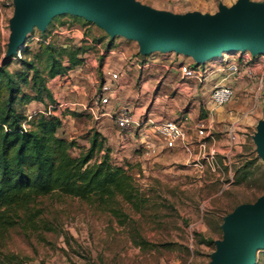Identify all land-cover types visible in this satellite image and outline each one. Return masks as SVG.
I'll return each instance as SVG.
<instances>
[{
	"label": "rangeland",
	"instance_id": "1",
	"mask_svg": "<svg viewBox=\"0 0 264 264\" xmlns=\"http://www.w3.org/2000/svg\"><path fill=\"white\" fill-rule=\"evenodd\" d=\"M17 1L0 0V65L7 60L9 69H17L21 48L27 47L31 53L40 51L37 66L51 96L42 91L41 100L23 104L26 119L49 109L61 119L62 115H70L74 129L67 138L74 139L80 147L88 146L92 132L98 131L97 117L89 113H100L98 94L102 85L112 83L113 72L118 74L113 83L119 79L125 61L135 56H154L166 64L176 63L178 69L182 63L201 68L204 65V61L196 62L192 54L175 50L154 49L143 55L138 38L120 32L112 34L93 17L69 9L52 13L43 23L32 24L14 49L12 20ZM135 1L173 15L214 16L238 0ZM48 42L65 49L60 57L66 65L68 49H84L77 53L83 62L65 74L48 78L42 55L43 44ZM261 54L246 47L222 51L206 60L207 64L220 60L215 64L219 63L224 72L217 85L233 90L230 100L215 105L223 109L218 122L214 119L217 126L212 128L214 140L222 141L218 146L213 147L212 140L206 138L205 148L196 160L175 162L170 159L171 149L163 159L153 160L149 155L141 157L146 150L142 147L132 146L125 155L119 154V149L115 150L98 131L105 137L112 160L127 164L144 202L136 208L120 201L117 206L121 213L117 216L97 203L54 193L41 196L34 203L33 210L39 211L36 218L32 222L21 220L0 240V264H212L219 243L225 239L228 216L254 206L264 197V152L260 149L264 82L259 85L258 75ZM31 84L29 70L28 82L20 83L21 93L36 95ZM137 89V83H133L130 91L120 95L123 101L119 105L114 107L112 101L113 111L137 108ZM57 133L63 136L61 126ZM231 134L235 139L230 138ZM78 150L72 148V153ZM252 264H264V245L256 246Z\"/></svg>",
	"mask_w": 264,
	"mask_h": 264
},
{
	"label": "trees",
	"instance_id": "2",
	"mask_svg": "<svg viewBox=\"0 0 264 264\" xmlns=\"http://www.w3.org/2000/svg\"><path fill=\"white\" fill-rule=\"evenodd\" d=\"M63 51L50 42L43 44L48 78L83 62L77 53L84 49H68V65L60 57ZM21 53L19 68L9 69L7 60L0 65V240L21 220L32 222L39 212L33 210L36 200L53 193L103 205L117 216L120 201L138 208L145 199L133 175L127 164L112 160L98 131L92 132L88 146L80 147L74 139L58 135L61 116L42 111L26 119L23 104L41 100L42 91L51 94L37 66L40 51L23 47ZM29 70L33 97L20 89L21 82H28ZM75 147L77 154L72 153Z\"/></svg>",
	"mask_w": 264,
	"mask_h": 264
},
{
	"label": "water",
	"instance_id": "3",
	"mask_svg": "<svg viewBox=\"0 0 264 264\" xmlns=\"http://www.w3.org/2000/svg\"><path fill=\"white\" fill-rule=\"evenodd\" d=\"M62 9L93 17L112 34L120 32L138 38L145 53L175 50L192 54L196 62L246 47L264 53V3L249 0H238L214 16L158 12L135 0H18L12 20L13 48L21 44L32 24L43 23ZM260 149L264 152V124ZM257 245H264V197L254 206L228 216L225 239L219 243L212 264H252Z\"/></svg>",
	"mask_w": 264,
	"mask_h": 264
},
{
	"label": "crops",
	"instance_id": "4",
	"mask_svg": "<svg viewBox=\"0 0 264 264\" xmlns=\"http://www.w3.org/2000/svg\"><path fill=\"white\" fill-rule=\"evenodd\" d=\"M139 49L141 50V47ZM147 53L142 51L143 55ZM206 60L202 68L206 69L207 75L200 79L184 77L180 69L176 67V63L172 65L170 61L166 64L167 61L154 58V56L132 57L128 62H124L126 66L122 67L120 77L115 81L116 92L110 97L109 103L101 105L100 113L97 115L93 112L89 113L88 110L87 112L93 114L92 118L97 117L96 129L106 137L107 143L115 146V150L119 149L121 155H125L132 146H135L146 148L141 154L142 158L149 155L153 160H161L164 158V153L171 149L172 158L170 159L175 162L186 163L189 160H196L202 153V148L198 143L200 139L196 135L198 119L203 118L211 124L212 128H215L217 123L214 124V121L218 122L221 110H223L222 107L212 103L210 94L213 87L220 82L224 71H221L222 66L219 63L215 64L218 59L211 64H207ZM133 83H137L138 89L134 98L137 100L138 107L134 110L131 107L129 110L136 120L141 119V127L140 132L139 130L136 132L137 138L134 137L136 133L124 138L119 135L113 117L112 101L114 107L119 105L123 101L120 95L130 91ZM183 115L188 117L185 128L186 139L190 143V152L184 151L179 146L167 147L150 125L151 120L177 119ZM70 122V115H62L63 136L70 137L68 133L73 132L74 128ZM221 142V140H212L211 145L218 146Z\"/></svg>",
	"mask_w": 264,
	"mask_h": 264
},
{
	"label": "built area",
	"instance_id": "5",
	"mask_svg": "<svg viewBox=\"0 0 264 264\" xmlns=\"http://www.w3.org/2000/svg\"><path fill=\"white\" fill-rule=\"evenodd\" d=\"M261 64L259 65L258 75L260 77L259 85L261 86L264 82V53L261 54L259 58ZM180 72L184 77H195L203 79L206 76V69L190 66L189 64H181L179 66ZM117 73L113 72L112 77H117ZM105 82L102 85L101 91L98 94V103L100 105L108 104L110 97L116 92L117 86L115 83ZM233 96V90L230 86L227 85H216L210 94L211 101L214 105H222L226 103ZM51 110H47L45 113H49ZM115 123L117 125L119 135L121 137H128L129 135H134L136 132H140L141 119H135L126 107H120L113 114ZM188 117L183 115L177 119H167V120H151L150 125L153 131L161 137L164 144L167 147L179 146L186 152H190V143L186 139V122ZM136 131V132H135ZM135 132V133H134ZM196 135L199 137V146L202 148V151L205 148V140L209 138L214 140V134L212 132V126L204 119H198L196 123ZM231 139H235V135H230ZM214 149L212 148V151Z\"/></svg>",
	"mask_w": 264,
	"mask_h": 264
}]
</instances>
